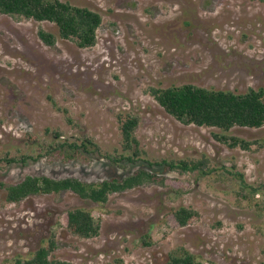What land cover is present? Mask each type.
Masks as SVG:
<instances>
[{"label":"rangeland","instance_id":"obj_1","mask_svg":"<svg viewBox=\"0 0 264 264\" xmlns=\"http://www.w3.org/2000/svg\"><path fill=\"white\" fill-rule=\"evenodd\" d=\"M58 1L101 16L94 46L60 39L47 22L0 15V264L29 260L50 241L49 259L70 264H165L180 248L202 264H264V196L250 190L264 186V126L184 125L150 94L187 84L264 89V0ZM40 30L57 38L53 46ZM127 117L138 123L139 154L135 163L114 164L132 153L120 129ZM220 136L248 147L231 148ZM60 139L89 140L98 153L43 154ZM201 160L202 173L161 165ZM139 169L157 181L109 195L103 205L71 192L6 200L4 187L28 176L93 184ZM179 208L198 218L180 227ZM74 209L92 214L96 237L68 229Z\"/></svg>","mask_w":264,"mask_h":264},{"label":"trees","instance_id":"obj_2","mask_svg":"<svg viewBox=\"0 0 264 264\" xmlns=\"http://www.w3.org/2000/svg\"><path fill=\"white\" fill-rule=\"evenodd\" d=\"M0 15L20 16L36 22L53 24L60 39L74 41L79 48L95 45L96 31L101 24V16L98 13L58 0H0ZM39 38L48 46H53L57 40L54 35L42 30L39 31ZM150 94L168 115L184 125L192 124L197 127L216 128L224 132L234 127L253 129L264 126V89L262 88L249 89L246 93L239 94L231 91L208 90L187 84L151 89ZM120 121L124 150H132V153L130 155L122 154L117 159L112 158L113 162L114 164L135 163L134 158L139 154L138 142L134 137L137 120L127 117L126 119L120 118ZM221 139L231 148L248 147V143L239 138L231 137L230 143L225 136H220L219 140ZM29 140L35 141L36 139L31 136ZM60 140L62 141L51 147L49 151H43V154L49 155L58 152L64 158L71 159L79 151L98 153V149L89 140L81 141L80 144L65 139ZM42 150V146H39L38 152H42ZM161 165L183 174L187 172L202 173L207 168V160L178 161L177 163L162 161ZM156 181L154 174L139 169L121 180L110 179L93 184L83 183L73 178L53 180L47 177L28 176L22 182L6 186L4 189L6 200L9 203H17L30 196L71 192L82 200L103 205L107 202L109 195L122 193ZM250 190L252 194L260 192L264 196V186L260 189L250 188ZM241 197L250 200L247 195ZM173 215L180 227H185L198 218L197 212L185 208L174 210ZM67 226L73 234L85 239L96 237L99 232V224L92 214L84 209L69 211ZM53 250L54 242L50 241L47 247H41L35 251L31 259L16 260L14 264H70L50 260L49 256ZM167 259L165 264H202L183 248L171 252Z\"/></svg>","mask_w":264,"mask_h":264}]
</instances>
